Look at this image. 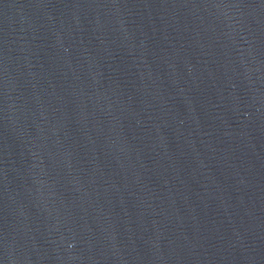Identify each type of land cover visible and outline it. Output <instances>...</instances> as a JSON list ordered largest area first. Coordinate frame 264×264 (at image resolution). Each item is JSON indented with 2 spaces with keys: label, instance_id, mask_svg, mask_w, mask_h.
<instances>
[{
  "label": "water",
  "instance_id": "1",
  "mask_svg": "<svg viewBox=\"0 0 264 264\" xmlns=\"http://www.w3.org/2000/svg\"><path fill=\"white\" fill-rule=\"evenodd\" d=\"M18 0H0V82L12 35Z\"/></svg>",
  "mask_w": 264,
  "mask_h": 264
}]
</instances>
